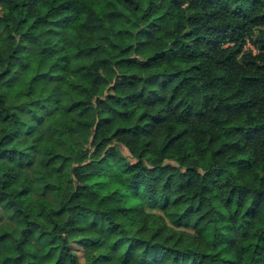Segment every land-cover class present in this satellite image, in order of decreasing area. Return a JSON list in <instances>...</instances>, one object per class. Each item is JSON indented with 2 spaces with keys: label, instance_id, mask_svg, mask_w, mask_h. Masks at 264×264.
<instances>
[{
  "label": "clouds",
  "instance_id": "obj_1",
  "mask_svg": "<svg viewBox=\"0 0 264 264\" xmlns=\"http://www.w3.org/2000/svg\"><path fill=\"white\" fill-rule=\"evenodd\" d=\"M0 264H264V0H0Z\"/></svg>",
  "mask_w": 264,
  "mask_h": 264
}]
</instances>
